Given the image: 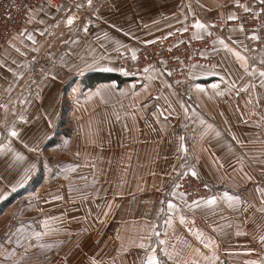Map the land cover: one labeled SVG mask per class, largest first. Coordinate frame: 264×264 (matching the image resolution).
Returning <instances> with one entry per match:
<instances>
[{
    "label": "crops",
    "instance_id": "0c3cea01",
    "mask_svg": "<svg viewBox=\"0 0 264 264\" xmlns=\"http://www.w3.org/2000/svg\"><path fill=\"white\" fill-rule=\"evenodd\" d=\"M256 1L69 0L60 22L52 0L31 9L0 50V264H147L152 249L163 264H264V50L249 49L238 27L221 30L183 93L160 71L125 75L116 61L175 31L204 37ZM64 112L68 166L54 159L53 185L18 195ZM192 170L217 188L216 204L193 205L175 188V174ZM225 191L239 201L230 206ZM22 200L28 211L15 214Z\"/></svg>",
    "mask_w": 264,
    "mask_h": 264
},
{
    "label": "built area",
    "instance_id": "2783aa9c",
    "mask_svg": "<svg viewBox=\"0 0 264 264\" xmlns=\"http://www.w3.org/2000/svg\"><path fill=\"white\" fill-rule=\"evenodd\" d=\"M43 0H0V50L16 35L26 28L29 13L33 7ZM58 7L57 22L61 21L62 12L70 5L69 0H52ZM264 4L260 0L247 11L241 10L233 20H215L214 30L204 37H194L191 28L175 31L173 34L141 45L133 54L118 53L116 61L125 75L138 74L146 69H153L164 73L172 88L183 93L193 65L208 64L212 56L218 51L213 49V43L221 30L228 27L243 26V33L251 50H264ZM96 22L91 26H96ZM255 34L260 39H251ZM175 184L182 193H187L186 201L207 199L215 195L214 189L197 176L177 174ZM205 185L208 187L206 188ZM50 264H69L63 257H58Z\"/></svg>",
    "mask_w": 264,
    "mask_h": 264
},
{
    "label": "rangeland",
    "instance_id": "374dc122",
    "mask_svg": "<svg viewBox=\"0 0 264 264\" xmlns=\"http://www.w3.org/2000/svg\"><path fill=\"white\" fill-rule=\"evenodd\" d=\"M121 73H122V71H121ZM66 104H68V102L65 99L63 101V111L66 108V106H65ZM66 117H67V115L64 112V114L61 115V118L59 120V125L57 126V127H59V130H57L54 137L51 139V142L52 141H54L55 143L58 142V144H56L57 146L53 147L51 145V142L48 143L46 150H45V153L43 154L41 160L38 163V170L35 173V176L30 181V183L27 186H25V188H23L21 191L19 190L18 195H20L24 192H32V191H34V189H37L36 187L39 185L51 187L53 185V177H54V166H55L54 159L56 160V164H57V162H62L63 163L62 167H64V164L68 166V162L63 161L65 159H62V160L60 159V158H64L65 156L70 155L71 149H73L69 146L68 140L66 139V138H68V132H69V128L67 127L68 126V119ZM72 153H73V151H72ZM187 174L192 175L191 173H187ZM176 175L177 174H175V177H176ZM175 177H174V181H175ZM197 177L200 178L198 175H197ZM200 179L202 181H204L202 178H200ZM205 183L208 184L207 182H205ZM209 186H211L214 189L215 195H216L217 188L212 186V185H209ZM34 197H36V196L26 195V197H24V199H25L24 201H26V199L27 200L30 199V201H33ZM24 201L23 200L20 201V204L22 202L25 203ZM23 205L26 206L25 204H23ZM21 208H22V204L19 205V207H17L13 212L15 214L20 213V215H21V213L23 211H28L27 207H24L23 210H21ZM26 213L28 214V212H26ZM18 220H14V222H17ZM9 234L14 241H18V239H20V237H21V226L20 225L14 226L13 229L10 228ZM18 243L14 244V247L20 246V243L19 244ZM58 257H62V256H58ZM58 257H56V258H58ZM56 258H54V259H56ZM54 259L47 261L46 264H50V262L53 261Z\"/></svg>",
    "mask_w": 264,
    "mask_h": 264
},
{
    "label": "snow or ice",
    "instance_id": "6c2138e0",
    "mask_svg": "<svg viewBox=\"0 0 264 264\" xmlns=\"http://www.w3.org/2000/svg\"><path fill=\"white\" fill-rule=\"evenodd\" d=\"M91 2H92V0H88V3H89L90 6H91ZM260 3H261V4H264V0H260ZM245 10L247 11L248 9L246 8ZM262 11H264V9H262ZM228 19H229V20H233V19H237V17H235V16H233V15H229V16H228ZM73 20H74V17H72V16H68V18H67V23H68V25H72ZM194 26H195V28H197V29H202V28L205 27V25L202 24L199 20H196V21H195V25H194ZM85 30H86V28H85ZM185 30H186V29H185ZM241 31H243V26H242V25H241ZM169 35H171V33H169ZM250 38H251V39H256V40L260 39V37H259V36H256L255 34H253V36L250 37ZM29 39H31V36H29ZM220 43H221V44H224V42H223L222 40L220 41ZM224 47L227 49V48H228V45H227V44H224ZM229 51H233V50H232V49H229ZM234 55L236 56V58H237L239 61H241L242 65H243V67H244V69H245V71H247L249 68H252V67H253L252 65H250V64L248 63V60H247L246 56L242 55L241 52H239V51H235V52H234ZM133 58L135 59V51H133ZM261 64L264 65V60H261ZM146 71H147V69H146ZM253 74H255V73H253ZM259 76L262 77V78H264V69H262V70L259 72ZM212 87H213V88H216L217 85L214 84ZM200 122H201V124L204 123L203 120H201ZM208 127L210 128L211 126L209 125ZM217 134H219V133H217ZM9 135L12 136V137H15V136H17L18 134H17L16 131L13 130V131H11V132L9 133ZM17 156H18L19 159H23V157L20 156L19 154H17ZM27 171H30V169L26 170V172H27ZM184 174L186 175L187 173H184ZM191 174H192L193 176H197V175H198V173H197L195 170H192V171H191ZM249 179H250V177H249ZM205 187L207 188L208 186L205 185ZM175 188H177V189L180 188V185H179V184L175 185ZM258 190H259V189H258ZM175 194H176V193L173 192L171 195H175ZM261 194L264 195V191H262ZM186 195H187V193H181V196H186ZM223 199H225L227 202H229V204H230V206H231L232 204H234V203H236V202L239 201V196H233V195H230L227 191H225V192L223 193ZM201 200H203V198H201ZM217 201H218V196H217V195H209V196L207 197L206 201H204V202H206V203L209 204V205H213V204H216ZM200 203H201V201H192V204H193V205H197V206H198ZM175 207H176V205H174V204L172 203V201L169 200V201H168V209H169V210H173ZM181 222H184V218H183V217H181ZM153 235H156V236L158 237V236H159V233H155V232H154ZM198 238H201V237L198 236ZM261 239L264 240V237H262ZM159 244H160V245H164V244H165V241H163V240H159ZM210 244H211V242L209 241V244H207L206 246H210ZM139 247L144 248V247H145V244H144L143 242H141L140 245H139ZM160 250L163 251V249H160ZM164 254H165L166 256H168V258H169L170 260L172 259V254H170V253H168V252H166V251L164 252ZM93 264H98V262L93 261ZM147 264H163V262L157 258V249H152V254L148 257Z\"/></svg>",
    "mask_w": 264,
    "mask_h": 264
},
{
    "label": "trees",
    "instance_id": "16d2710c",
    "mask_svg": "<svg viewBox=\"0 0 264 264\" xmlns=\"http://www.w3.org/2000/svg\"><path fill=\"white\" fill-rule=\"evenodd\" d=\"M112 78H119V76L117 74H97V76L95 75L91 80L92 81H102V80H106V79H112Z\"/></svg>",
    "mask_w": 264,
    "mask_h": 264
}]
</instances>
